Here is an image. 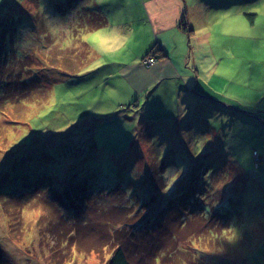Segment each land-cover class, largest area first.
<instances>
[{"label":"rangeland","instance_id":"1","mask_svg":"<svg viewBox=\"0 0 264 264\" xmlns=\"http://www.w3.org/2000/svg\"><path fill=\"white\" fill-rule=\"evenodd\" d=\"M141 4L0 0V189L57 191L54 205L0 201L5 264H106L118 244L164 250L155 264H264V92L245 84L264 63V0L214 2L212 48L238 79L220 104L193 95L194 76L123 74L148 42L116 24L137 29ZM86 9L108 23L90 30ZM71 230L85 243L61 238Z\"/></svg>","mask_w":264,"mask_h":264},{"label":"crops","instance_id":"2","mask_svg":"<svg viewBox=\"0 0 264 264\" xmlns=\"http://www.w3.org/2000/svg\"><path fill=\"white\" fill-rule=\"evenodd\" d=\"M141 1L144 17L141 19L142 23H138L137 29L131 20L116 24L120 31L125 28L126 31L132 32L135 38L141 35L146 37V43L148 42L146 47H141L139 55L122 67L123 74L131 80H141L142 87L156 86L169 78L186 79L194 76L193 79L195 78L198 86L190 91L197 95L201 102L219 100L217 103L220 104V99L232 102L233 96L228 92L231 88L229 84L238 79L235 78L233 66L219 62L217 51L212 48L215 46L212 40L214 26L218 25L213 21V12L216 11L214 2L225 3L227 0ZM217 9H221V6ZM118 11L119 8H116L113 13L116 14ZM227 15L226 12L225 16ZM183 18L186 19L185 23H182ZM224 27L228 28L227 25ZM222 31L223 36L227 31L225 29ZM151 57L155 62L151 65L146 64L145 60ZM254 64L259 65L253 68L249 66L245 84L249 90L263 94L264 63ZM185 96L189 98V95Z\"/></svg>","mask_w":264,"mask_h":264},{"label":"trees","instance_id":"3","mask_svg":"<svg viewBox=\"0 0 264 264\" xmlns=\"http://www.w3.org/2000/svg\"><path fill=\"white\" fill-rule=\"evenodd\" d=\"M83 14L84 15L81 16L80 21H86V24L89 25L88 28L90 30L103 27V26H105L108 23L107 19L104 16H102L99 12L97 13L95 10L86 9V11H84ZM185 22H186V19L183 18L182 23H185ZM31 91H34V89L31 88L30 92ZM7 185L9 187V184H7ZM51 191H53V194L47 196L46 199L44 198L42 200V196L40 194L42 191L40 189H37V188L36 189H32L31 191L22 192L20 194H16V192L10 191L9 188L0 189V201H2L4 203H6V202L13 203L15 208L19 207V209H23L24 207H26L28 205V204L26 205L25 202H27V201L29 202L30 200L34 199L35 198L34 194H36V195H38L37 197H39L38 199L39 200L41 199L45 203V205H47L46 202H49L52 205H54V203L51 202V200L55 198V195H57V191L56 190H51ZM38 192H40V193H38ZM3 208H4V212L7 214V216H9V218L12 217V218L16 219V213H10V208L9 207H7V206L5 207L4 204H3ZM161 212H163L162 209H160L158 213H154V215H151V216L152 217H157V216H159V214ZM182 213L183 212H181V215H182ZM77 216L78 217L80 216V218L78 220H74V222L78 221V223L84 224L83 223L84 222V216L81 217V214H80V215H76L75 217L77 218ZM151 216H150V218H148L149 222L147 221V223H151V220H152ZM60 220L62 222H64V223H69V221H70V220L64 219L63 216H61ZM86 224H88L87 221H86ZM211 228L207 227V232L208 233L210 231H212ZM213 230H214V228H213ZM86 233H88V232L86 231ZM208 233H207V238H208ZM92 237L93 236H91V237L89 236V239L92 240L91 244L98 245V244H100L102 242L101 238H99L97 236H94V238H92ZM61 238L65 239V240H68L67 243H70L71 245L74 242L75 243H79V244L80 243L83 244L86 241V238L84 236H82V235L78 236V235L74 234L73 230H71L69 232H67V231L62 232ZM89 239L87 240L88 242H89ZM87 244L90 245V243H87ZM105 246H107V244H105ZM96 251H98V253L100 252V250H96ZM163 251L164 250H157V251L152 252L150 255H148L146 257V258H148V260L140 259V258L137 257V255L133 258L134 254L131 255V257H132L131 258L128 255L127 250H124L123 247L120 244H118V245H116L114 247V250L112 251L111 256H110L109 260L106 262V264H155V262L158 261V259L160 258V256H161ZM141 255H142V253H141ZM0 264H5V262L1 260Z\"/></svg>","mask_w":264,"mask_h":264},{"label":"built area","instance_id":"4","mask_svg":"<svg viewBox=\"0 0 264 264\" xmlns=\"http://www.w3.org/2000/svg\"><path fill=\"white\" fill-rule=\"evenodd\" d=\"M154 62H155V59H154L153 57H151V58H147V59L145 60V63L148 64V65H151V64H153Z\"/></svg>","mask_w":264,"mask_h":264}]
</instances>
